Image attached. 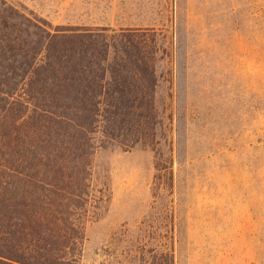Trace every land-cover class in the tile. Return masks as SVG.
Returning a JSON list of instances; mask_svg holds the SVG:
<instances>
[{"label": "rangeland", "instance_id": "374dc122", "mask_svg": "<svg viewBox=\"0 0 264 264\" xmlns=\"http://www.w3.org/2000/svg\"><path fill=\"white\" fill-rule=\"evenodd\" d=\"M10 1L114 29L156 75L144 124L101 136L86 183L60 184L84 236L69 264H264V0Z\"/></svg>", "mask_w": 264, "mask_h": 264}, {"label": "trees", "instance_id": "16d2710c", "mask_svg": "<svg viewBox=\"0 0 264 264\" xmlns=\"http://www.w3.org/2000/svg\"><path fill=\"white\" fill-rule=\"evenodd\" d=\"M109 31L53 27L0 0V264L74 260L84 236L68 233L78 230L60 184L80 185L98 139L134 132L154 107L147 54Z\"/></svg>", "mask_w": 264, "mask_h": 264}]
</instances>
